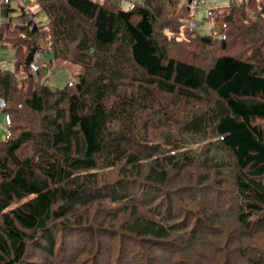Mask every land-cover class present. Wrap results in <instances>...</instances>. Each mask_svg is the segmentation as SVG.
I'll return each instance as SVG.
<instances>
[{
  "label": "trees",
  "instance_id": "16d2710c",
  "mask_svg": "<svg viewBox=\"0 0 264 264\" xmlns=\"http://www.w3.org/2000/svg\"><path fill=\"white\" fill-rule=\"evenodd\" d=\"M189 1L125 10L113 0H37L34 19L22 11V24L0 26V43L18 61L16 72L0 67L9 130L0 142V264H264V245H252L264 239L256 240L264 232V0H231L209 34L185 26ZM37 51L81 73L57 90L20 78ZM169 100L198 110L177 122L176 143L168 131L153 144L150 126ZM223 160L231 189L221 193L223 180L188 186L207 212L179 206L172 176L207 165L206 176ZM104 202L128 213L100 231L86 209ZM214 206L235 208L243 230L223 250L215 239L233 226Z\"/></svg>",
  "mask_w": 264,
  "mask_h": 264
},
{
  "label": "rangeland",
  "instance_id": "374dc122",
  "mask_svg": "<svg viewBox=\"0 0 264 264\" xmlns=\"http://www.w3.org/2000/svg\"><path fill=\"white\" fill-rule=\"evenodd\" d=\"M115 1V0H113ZM118 3L121 2V6L125 10H129L132 6V2H142V0H116ZM231 0H210L209 6H204L199 10V14L196 17V23L198 24L196 27V30L201 33L205 34L206 31L204 30L205 23L203 22H210L207 18V11L210 8L219 10L216 12L214 19L211 22H217V24H221L223 20V16H220L219 13L223 11L222 9L225 8ZM37 0H11V3L8 6L2 5V0H0V25L6 24V23H13L14 25L22 24L23 20L20 18L21 11L23 7L29 8L30 5H36ZM33 7V6H32ZM31 8H26V14H27V20L28 18L34 19L35 11ZM14 10L10 13L9 16H7L8 10ZM188 19V18H187ZM186 19V22H187ZM37 22H41L44 20L43 15H38L35 19ZM43 23H46L44 21ZM215 24V23H214ZM186 26V23H185ZM216 26V25H215ZM187 27V26H186ZM219 29L214 30L215 33L218 32ZM185 38L186 35H184ZM11 46V45H10ZM44 52V51H43ZM0 65L3 70L6 71H17V56L16 53L13 51L12 48L3 49L0 46ZM24 60V57L21 59V61ZM43 64L44 68L43 70L34 76L37 82H43L46 83V85L53 90L64 88L67 84L74 82L77 79V76L81 73V67L79 65H75L73 63L67 62V61H60L56 60L53 56V54H46L43 53ZM128 89V88H127ZM136 90V88H129V90ZM164 110L162 111L165 113V118H161L159 115L158 120L154 124L155 127L150 126V134L151 137L150 141L153 144H159L161 142V137L165 136L168 131L171 132L173 136H176L173 139V142H177L178 134L174 132L175 129H177V122L183 120V116H189L194 114L198 110V104L194 105L192 103H186L182 102L181 104H173V101L169 100V103H163ZM0 110V142L4 141L9 136V130H8V117L6 114L1 112ZM163 122L165 126H162L160 123ZM259 124L264 127V121L259 122ZM158 126V127H156ZM211 132V130H210ZM164 143V142H163ZM179 143V142H178ZM208 142L204 143L202 147H204ZM164 146V145H163ZM191 149H201L198 145L191 146ZM229 164L230 162L227 160H223L219 162L218 164H215L217 166L212 167L209 170V173L205 176L206 173V166H200L197 168H191L189 170L185 169L181 172H177L174 176H172V180L169 182V187H177L181 190V193L179 194L178 190H173L172 194L177 198V204L179 206L183 205L185 209L187 208H194L197 212H207L206 205L202 202V205H195V199L193 196L192 191H188V186H195V187H201V188H208L213 186L214 184H217L218 182H221L223 180V183L228 182L227 184H224V187H222L221 193L226 194L228 192V188L231 189L232 185V177L230 176L231 171H229ZM146 168L149 169L151 166L150 163H146ZM187 170V171H186ZM120 169L111 170L109 172H106L107 175H109L110 179H117L120 176ZM227 175V177H225ZM203 182V186H199V184ZM182 184V185H180ZM220 185H218L219 187ZM208 191V190H207ZM208 196H205L203 198L207 199ZM187 208H186V207ZM126 206H118L114 205L108 202L101 203L99 205L93 206L86 209V212L90 215V217H87L89 220L93 219L94 225L93 228L96 229V226H99L100 231L107 230L106 228L102 227H112L116 226L117 224H120L123 219L126 217L127 211H125ZM219 209L218 206H214V212L216 213ZM188 210V209H187ZM82 212H85V209L82 210ZM236 213V214H235ZM218 215H223L225 217V225L229 226L232 225L233 228H221L220 230H229L225 232L223 231V235L221 236V239H215L214 246L219 247L221 250H223V246L227 243H237V241L241 238L239 236V233H242L243 230L240 231L239 227L240 225L237 224V211L234 208L233 210L230 209L229 212H227L226 207H224L222 210L219 211ZM217 215V216H218ZM234 219V220H233ZM175 220L173 221V223ZM259 238H264V232H260L256 234V240ZM254 240V239H252ZM252 245H264V239L259 242H254ZM146 252H148V249H145ZM234 252V251H232ZM233 253L229 252L226 253V256L221 255L218 257V261L222 262L226 257L232 255ZM212 255V254H211ZM237 259V255H233L231 257V260L234 261Z\"/></svg>",
  "mask_w": 264,
  "mask_h": 264
},
{
  "label": "built area",
  "instance_id": "2783aa9c",
  "mask_svg": "<svg viewBox=\"0 0 264 264\" xmlns=\"http://www.w3.org/2000/svg\"><path fill=\"white\" fill-rule=\"evenodd\" d=\"M10 0H5V2H9ZM185 2V1H184ZM210 0H190L188 2V10L190 14V18L186 22V26L189 29L196 30L197 23H196V17L199 14V10L204 6H209ZM216 10L209 7L207 11V18L211 21L216 14ZM27 15V14H26ZM28 20H31V18H28ZM43 54L40 51H37L34 54V57L30 64L28 66L23 67V69L20 71V77H28L29 75H37L39 74L43 69ZM6 102L3 99H0V109L6 108Z\"/></svg>",
  "mask_w": 264,
  "mask_h": 264
},
{
  "label": "crops",
  "instance_id": "0c3cea01",
  "mask_svg": "<svg viewBox=\"0 0 264 264\" xmlns=\"http://www.w3.org/2000/svg\"><path fill=\"white\" fill-rule=\"evenodd\" d=\"M101 2H103L104 0H100ZM114 2H116V3H118L116 0L114 1ZM11 3V0H10V2H8V3H6L5 2V0H2V5H4V6H8L9 4ZM33 6V7H32ZM30 5V7L29 8H31L32 7V9L35 11V5ZM27 7H23L22 8V11H24L25 9H26ZM29 8H27V9H29ZM12 11H14V10H12ZM22 11H21V15H22ZM11 13V12H10ZM10 13L8 14V12H7V16H9L10 15ZM35 13H36V11H35ZM225 14V13H224ZM20 15V16H21ZM222 22H223V20H222ZM203 23H205V26H203L204 27V30L206 31V33L205 34H209V33H211V32H214L215 33V31L214 30H217V29H221V27H222V23L220 24H217V22H203ZM216 25V26H215ZM1 26V25H0ZM220 30H218V32H219ZM217 32V33H218ZM0 46L3 48V49H8V48H12L10 45L9 46H7V47H5V46H2V43H0ZM13 49V48H12ZM13 51H14V49H13ZM15 52V51H14ZM0 57H1V54H0ZM0 67H1V65H0Z\"/></svg>",
  "mask_w": 264,
  "mask_h": 264
},
{
  "label": "bare ground",
  "instance_id": "6f19581e",
  "mask_svg": "<svg viewBox=\"0 0 264 264\" xmlns=\"http://www.w3.org/2000/svg\"><path fill=\"white\" fill-rule=\"evenodd\" d=\"M5 109V108H4Z\"/></svg>",
  "mask_w": 264,
  "mask_h": 264
}]
</instances>
